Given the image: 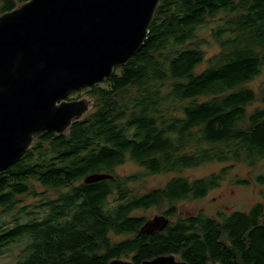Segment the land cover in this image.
I'll use <instances>...</instances> for the list:
<instances>
[{
    "label": "trees",
    "instance_id": "16d2710c",
    "mask_svg": "<svg viewBox=\"0 0 264 264\" xmlns=\"http://www.w3.org/2000/svg\"><path fill=\"white\" fill-rule=\"evenodd\" d=\"M28 1L0 0V16ZM208 20L220 48L210 59L195 43ZM263 67L264 0H162L144 47L85 89L91 112L63 135H37L0 172V257L15 253L11 264H142L168 255L189 264H264L263 203L217 217L179 211L218 189L235 164L264 161V107L248 113L259 97L244 89ZM129 161L149 175L177 176L139 194L140 175L115 173ZM208 163L232 165L194 181L180 175ZM100 173L114 179L84 183ZM152 207L170 223L147 236L140 229L148 219L133 214Z\"/></svg>",
    "mask_w": 264,
    "mask_h": 264
},
{
    "label": "water",
    "instance_id": "95a60500",
    "mask_svg": "<svg viewBox=\"0 0 264 264\" xmlns=\"http://www.w3.org/2000/svg\"><path fill=\"white\" fill-rule=\"evenodd\" d=\"M161 1L29 0L0 16V172L17 163L37 135H63L90 111V99L69 97L103 83L135 57ZM109 179L100 173L84 183ZM169 223L157 215L140 231L151 236ZM142 264L189 263L168 255Z\"/></svg>",
    "mask_w": 264,
    "mask_h": 264
},
{
    "label": "rangeland",
    "instance_id": "374dc122",
    "mask_svg": "<svg viewBox=\"0 0 264 264\" xmlns=\"http://www.w3.org/2000/svg\"><path fill=\"white\" fill-rule=\"evenodd\" d=\"M215 26L216 22L214 20H208L207 23L200 27L196 32L197 39L195 43L205 52L206 59H210L220 51V48L212 37V29ZM205 68H207V63L202 64L199 70H204ZM244 89L253 90L259 97L256 103L247 108L248 113H251L257 107H264V104L260 102L261 94L264 91V67L261 75L244 85ZM76 93H73V97H77ZM78 94L80 96L79 99L88 98L92 101L91 106L93 105V99L86 95L85 89L79 91ZM91 110L92 107L89 112H91ZM231 165L232 164L230 163H208L197 168L187 169L180 175L188 178L190 181H194L200 178H205L211 174H218L223 168ZM115 173L123 177L140 175L141 178L139 183L134 185V188L139 194L162 188L169 180L177 176L175 173L149 175L145 169L131 161L118 167L115 170ZM259 176H264V161L260 162L254 168H250L245 164H235L230 168L229 175L226 177L225 181L221 182L218 189L210 192L209 195L202 200L180 203L179 211L182 216H192L203 210L207 215L217 217L220 211L229 214L234 211H247L257 203L264 204V185L257 183V177ZM239 179L249 180L250 184L247 186L239 185L237 183ZM36 189L39 192L44 190L40 185H36ZM31 201V199L28 200V202ZM133 215L152 219L153 217L162 214L159 208L152 207L147 210H139ZM111 237L114 241H121L127 238L125 236L116 237L114 235H111ZM177 259L180 260L178 257ZM15 260L16 254L11 253L10 255L0 257V264H11L15 262ZM122 260L129 261L127 259Z\"/></svg>",
    "mask_w": 264,
    "mask_h": 264
},
{
    "label": "flooded vegetation",
    "instance_id": "af4514ba",
    "mask_svg": "<svg viewBox=\"0 0 264 264\" xmlns=\"http://www.w3.org/2000/svg\"><path fill=\"white\" fill-rule=\"evenodd\" d=\"M211 263H216V262H211ZM209 264V263H208ZM219 264V263H218Z\"/></svg>",
    "mask_w": 264,
    "mask_h": 264
}]
</instances>
